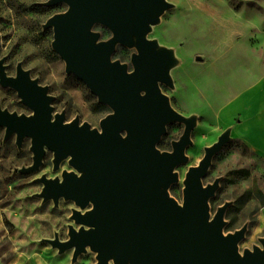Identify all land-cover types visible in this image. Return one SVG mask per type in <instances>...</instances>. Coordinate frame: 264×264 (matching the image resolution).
Returning <instances> with one entry per match:
<instances>
[{
	"label": "water",
	"instance_id": "1",
	"mask_svg": "<svg viewBox=\"0 0 264 264\" xmlns=\"http://www.w3.org/2000/svg\"><path fill=\"white\" fill-rule=\"evenodd\" d=\"M67 4L43 25L53 29V49L65 62L68 74L78 76L112 112L92 128L79 118L65 121L64 112L53 115L48 87L32 78L19 63L15 75H8L0 59V84L17 91L31 114H18L0 107L4 138L16 136L21 146L31 139L32 162L18 169L32 173L42 164L46 149L53 152V167L68 159L72 170L62 177H38L39 194L55 204L63 197L73 200L69 238L48 240L60 252L73 248V259L89 247L97 253V264H264L262 247L245 249L238 242L246 226L224 234V215L230 202L218 207L211 217L209 199L219 186V178L203 185L213 155L230 138L224 131L197 165L185 175L183 201L169 195L178 180L175 167L187 161L185 150L191 143L194 116L185 117L170 104L160 83L172 86L170 69L176 63L173 51L159 47L147 37L151 25L170 7L167 0H47L44 5ZM111 31L106 40L93 25ZM117 44L135 47L133 69L112 60ZM185 127L172 151L161 152L157 143L170 122Z\"/></svg>",
	"mask_w": 264,
	"mask_h": 264
},
{
	"label": "rangeland",
	"instance_id": "2",
	"mask_svg": "<svg viewBox=\"0 0 264 264\" xmlns=\"http://www.w3.org/2000/svg\"><path fill=\"white\" fill-rule=\"evenodd\" d=\"M47 0H0V59L8 75L16 74L19 63L48 87L53 96V115L64 112L65 121L79 118L92 128L100 129V121L112 109L98 101L89 87L74 73L68 74L65 62L53 49V29L44 23L54 14L67 9L60 2L44 5ZM170 7L151 25L147 37L159 47L173 51L176 63L170 69L172 86L160 83L171 106L185 117L194 116L191 143L185 154L187 161L175 167L178 180L169 187V195L183 201L184 178L191 166L203 158L205 147L215 143L230 130V138L213 155L202 177L203 185L219 178V186L209 199L211 217L226 202L224 234L243 226L246 230L238 242L242 254L264 237V157L250 149L236 131L241 114L230 118L220 115L224 106L243 89L264 75V0H167ZM106 40L111 31L100 23L92 28ZM135 47L117 44L111 59L133 69L131 56ZM0 107L18 114H31L17 91L0 84ZM183 122H170L157 143V148L172 151V142L184 131ZM0 126V264H97V253L89 247L73 259V248L62 252L48 240L69 238L73 200L39 196L42 183L36 179L62 177L72 170L68 159L57 169L53 152L46 149L39 169L21 173L19 168L32 162L31 139L25 137L20 147L16 136L5 139ZM39 259L40 263H36ZM110 264H114L110 261Z\"/></svg>",
	"mask_w": 264,
	"mask_h": 264
},
{
	"label": "crops",
	"instance_id": "3",
	"mask_svg": "<svg viewBox=\"0 0 264 264\" xmlns=\"http://www.w3.org/2000/svg\"><path fill=\"white\" fill-rule=\"evenodd\" d=\"M243 94L247 96L248 100L246 107L251 108V102L255 101L252 115H247L244 111V107L236 106L238 99H240ZM237 113L241 114L242 118L241 122L236 127L237 134L250 149L264 157V75L255 83L243 89V91L224 106L222 110V115L226 118H230L233 114ZM249 128H252L256 132L258 144L254 143L252 139L247 136L246 129Z\"/></svg>",
	"mask_w": 264,
	"mask_h": 264
},
{
	"label": "bare ground",
	"instance_id": "4",
	"mask_svg": "<svg viewBox=\"0 0 264 264\" xmlns=\"http://www.w3.org/2000/svg\"><path fill=\"white\" fill-rule=\"evenodd\" d=\"M247 103H248L247 96L245 94H243L242 97H240V99H238V102L236 103V106L237 107H239V106L240 107L241 106L244 107L245 113L247 115H252L253 112H254L255 101H252L251 102V104H252L251 108L246 107V104ZM220 115H222V111H221ZM246 134H247V136H249L252 139V141L254 143H256V144L259 143L258 140H256V132L252 128L246 129ZM35 261H36V263H40V260L39 259H35Z\"/></svg>",
	"mask_w": 264,
	"mask_h": 264
}]
</instances>
